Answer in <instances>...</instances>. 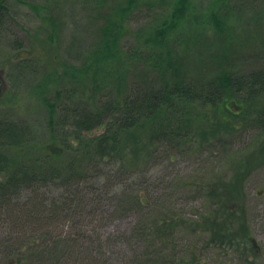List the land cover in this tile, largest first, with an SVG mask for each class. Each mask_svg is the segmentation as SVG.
Returning a JSON list of instances; mask_svg holds the SVG:
<instances>
[{"label":"trees","instance_id":"1","mask_svg":"<svg viewBox=\"0 0 264 264\" xmlns=\"http://www.w3.org/2000/svg\"><path fill=\"white\" fill-rule=\"evenodd\" d=\"M11 1L29 7L44 25L40 32L45 29V33L35 31L31 38L47 43L61 39L60 0H0V34L13 17ZM79 1L88 5L94 20V39L77 64L66 57L60 59L55 52L61 64L52 72L43 70L33 85L30 95L42 110L40 129L34 132L28 123L0 113V224L25 244L23 249L18 245L21 251L4 254L3 259H10L7 264H115L97 234L93 239V235L80 233V241L75 233L64 230L66 222L74 229L73 211H84L92 204L87 216L96 214L104 198L102 192L96 197L90 194L96 178H101L104 189L112 180L121 181L126 173L128 177L131 168L134 176L142 175L135 169L150 157L172 160L178 153L197 151L220 155L236 152L235 146L249 153L256 142L262 149L259 164H264V67L246 70L244 64L236 66L233 54L237 48L231 50L234 41L225 22L230 16L228 6H220L205 22L216 36L225 34L222 54L216 50L209 56L211 64L195 63L197 69L193 63L189 70L182 65V56L176 55L179 44L168 40L188 18L185 0L175 2L170 20L164 14L156 18L158 27L135 33L124 24L138 14L146 20L148 13L161 14L171 0ZM235 10L238 15L239 9ZM177 37L185 41L182 35ZM22 42L11 39L17 50L15 66L27 71L32 65L39 66L38 48H24ZM21 50L26 53H18ZM98 128L102 132L85 136ZM246 158L249 164L256 157L250 153ZM250 167L235 172L231 168V173L216 175V180H199L197 193L203 195L207 207L195 219L179 218L170 203L174 200L166 204L157 198L151 203L153 199L140 195L141 189L111 213L126 211L136 217L124 237L125 253L113 261L161 264L165 253V258L178 264H202L199 252L215 249L237 253L245 263L257 264L259 248L246 227L243 195ZM184 230L195 237L199 233L197 238L204 235L208 241L201 245L189 241L188 250L185 246L182 250L176 241L186 234ZM79 242L86 248L80 249ZM173 242L177 245L172 246Z\"/></svg>","mask_w":264,"mask_h":264},{"label":"rangeland","instance_id":"2","mask_svg":"<svg viewBox=\"0 0 264 264\" xmlns=\"http://www.w3.org/2000/svg\"><path fill=\"white\" fill-rule=\"evenodd\" d=\"M25 1H32L34 3V0ZM43 1L45 0H35L36 3ZM60 1V17L57 19L64 23V30L61 33L60 40L47 43L43 38L37 41L31 38L35 31L39 33L44 25L39 24L38 19L35 17L36 13L29 7L15 1L10 2L12 20L7 22L6 30L0 34V80L3 90L0 97V113L3 115L9 114L12 119L18 122L23 121L28 123L34 132L35 129H40L41 124L39 123H41L42 119V110L38 106L36 99L31 97L30 92L33 85L40 78L41 72L43 70L50 71L58 68L61 62L57 59V53H59L60 59L67 58V60L75 64L79 63L81 61V54L87 50L94 39L92 33L94 20L90 14L88 5L84 2L81 3L79 0ZM178 1H168V5L163 10H160L161 14L154 12L151 15L148 13V17H150L148 20L145 19L143 14L135 15L128 23L124 24V27L130 33H135L141 28L151 30L158 27L160 21L158 20L157 23L156 20L159 17L162 18L164 14L170 20V14L173 15L174 4ZM186 6H188V10L186 13L184 12V15L188 16V18L184 23L185 29L183 30V25L176 35L171 34L168 37V40H173L176 44H179L176 47L178 50L176 55L182 56L181 63L184 67L192 70L193 63L195 68H197L196 64L199 62L211 64L209 57L211 54L214 55L216 50H220V54H222L225 34L216 36L213 28L205 24L207 19L219 10L220 6L222 8L228 6V13L231 16L225 22L227 25L226 29L231 30L230 37L234 41L231 50L233 51L234 48H237V53L233 54L236 66L239 67L244 64L243 67L246 70L264 67V0H185ZM235 8L239 9L238 15L235 13ZM237 16L239 17L238 19H236ZM194 20H198L200 24L195 25ZM195 30H197L196 33H194ZM43 33H45V29L43 32H40V34ZM143 33L144 35L148 34L145 30H143ZM193 33L194 36L190 37ZM178 35L184 37L185 41L183 43L181 42V38L177 37ZM12 37L22 40L24 48H30V46L38 48L36 51L39 66L37 64L32 65L27 71L16 68L15 63L17 61L15 59L17 57V50L15 49V51V47H12ZM47 45L50 47H47ZM18 53L23 54L26 52L21 50ZM217 58L221 61V57L218 56ZM34 71H38V74ZM130 73L133 72L131 71ZM129 77L132 78V75ZM100 132H102V129L98 128L91 133H86L85 136H93ZM259 143L256 142V145L249 153L247 150L242 151L241 147L235 146L236 152L233 150L224 151L223 153L220 152V155L209 154V151H197L195 154L192 152L189 154L178 153L180 156L176 155L172 160L162 155H158L157 158L150 157L146 163L137 166V169H135L142 175L134 176L132 172L134 169L131 168L130 171L127 170L129 172L128 177L126 173L123 180H119L120 182L112 180L111 183H107L104 189L101 187V178H96L92 182L90 194L96 197L98 196V192H102L103 196H101L102 198L104 197L96 214L94 216H87L88 210L93 208L92 204L84 211L77 209L72 212L74 214L70 219L74 223L72 226L75 230L69 222H66L64 225V230L75 233L78 240H80V233L93 235V239L96 238L95 235L97 234L103 242V250L107 254L112 253L114 259H120L128 247L126 246L124 237L132 228L136 217L133 216L132 212L126 211L121 214L117 213L118 215H112L111 213L115 208H122L125 201L128 202V199L139 195V191L142 189L140 195L153 199L150 200L151 203L155 200L159 201L157 198H161L165 202L174 200L176 202L170 203H174V207L180 216L179 218L184 220L195 219V217H198L196 214L201 212V208L207 207L203 195L197 193L200 188H198V184L201 183L199 180H216V175H226V171L229 174L231 168V172L233 170L235 172L237 169L243 171L250 164V175L245 180L243 186V195H245L247 208L245 222L255 244L259 248L257 251L259 256L257 264H264V164H259V159L261 160L262 157V149ZM250 153L251 156L253 155L256 158L249 159L250 162L248 164L245 163L247 161L246 156ZM242 154L245 157H240ZM231 162H235L236 165L232 167ZM185 183L188 186H185ZM55 191L57 190H52L51 194H55ZM152 193L155 196H152ZM116 199H123V201L118 203ZM94 207L97 206L94 205ZM158 210L159 208L153 210L152 212L156 211L153 215H156ZM168 210L171 211L172 208L169 207ZM106 211L108 212L106 213ZM101 217L103 220L100 219ZM92 219L94 221L91 222ZM241 224H244V221H241ZM184 232L186 234L182 233L181 240L179 242L176 241L182 247V250L184 246L188 250L187 244L189 241L193 243L200 241V245L208 241V237L206 238L204 235L197 238L199 233L196 237L192 234V237L190 231L184 230ZM7 234L9 238L5 237ZM0 239H2L0 240V262L3 264H7L10 260L8 258L3 259L4 254L15 250L16 252L21 251L20 247L22 249L25 247V244L24 246L20 244V240L11 233L8 226L1 227V224ZM176 242H173L172 246H176ZM77 245L80 249L81 247L86 248L85 246L83 247L81 242ZM16 252L14 253L18 255L19 253ZM164 254L162 253L163 259H161L164 263L161 262V264H178L173 261L174 259H169V256H167L168 259L165 258ZM199 254L201 255L200 261L202 264H247L240 259L237 253L233 252L224 254L219 250L212 249L209 253L199 252ZM162 255L160 254L159 256L162 257ZM114 259L111 262L116 264L113 261ZM249 259L252 262L251 259L254 258ZM142 260L139 259L138 261L142 262ZM184 260L186 261L187 259ZM148 264H150V261H148Z\"/></svg>","mask_w":264,"mask_h":264},{"label":"water","instance_id":"3","mask_svg":"<svg viewBox=\"0 0 264 264\" xmlns=\"http://www.w3.org/2000/svg\"><path fill=\"white\" fill-rule=\"evenodd\" d=\"M2 92H3V90H2V86H1V80H0V96L2 95Z\"/></svg>","mask_w":264,"mask_h":264}]
</instances>
